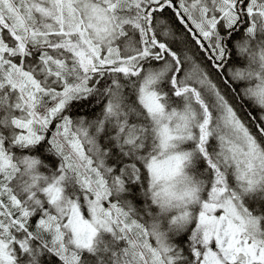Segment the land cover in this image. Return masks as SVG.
Segmentation results:
<instances>
[{"label": "snow or ice", "instance_id": "obj_1", "mask_svg": "<svg viewBox=\"0 0 264 264\" xmlns=\"http://www.w3.org/2000/svg\"><path fill=\"white\" fill-rule=\"evenodd\" d=\"M0 264H264V0H0Z\"/></svg>", "mask_w": 264, "mask_h": 264}]
</instances>
